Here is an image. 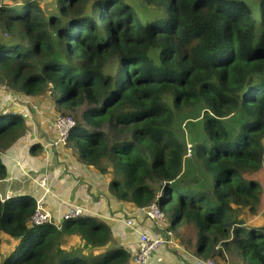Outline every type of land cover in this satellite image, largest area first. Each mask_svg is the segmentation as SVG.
<instances>
[{"label":"trees","instance_id":"16d2710c","mask_svg":"<svg viewBox=\"0 0 264 264\" xmlns=\"http://www.w3.org/2000/svg\"><path fill=\"white\" fill-rule=\"evenodd\" d=\"M144 1L158 11L147 21L128 0H0V85L72 115L73 155L110 174L118 199L156 204L174 239L193 227L197 260L264 264V0L258 12L254 0ZM26 128L0 114V153ZM35 208L0 198V264H131L105 221L34 225Z\"/></svg>","mask_w":264,"mask_h":264},{"label":"crops","instance_id":"0c3cea01","mask_svg":"<svg viewBox=\"0 0 264 264\" xmlns=\"http://www.w3.org/2000/svg\"><path fill=\"white\" fill-rule=\"evenodd\" d=\"M3 97L0 89V99ZM30 100L33 107L29 119L23 106L13 107L12 112L25 117L27 128L21 139L0 153L7 168V176L0 180V198L4 201L31 195L47 205L56 222L62 220L70 206H82L87 215L103 220L111 227L113 240L109 246H123L132 253L138 248L141 233L165 237V228H158L147 210L136 208L110 192V174L80 162L67 145L55 144L58 135L54 120L58 113L49 97H32ZM33 145L39 146L35 153L31 151ZM42 178H46L45 186L40 184ZM125 216L132 217V227L126 224ZM174 232L173 244L160 246L145 264H198L197 232L183 224L177 225ZM229 263L243 264L239 259Z\"/></svg>","mask_w":264,"mask_h":264},{"label":"built area","instance_id":"2783aa9c","mask_svg":"<svg viewBox=\"0 0 264 264\" xmlns=\"http://www.w3.org/2000/svg\"><path fill=\"white\" fill-rule=\"evenodd\" d=\"M77 125L76 120L72 115L57 114L54 120V126L57 129V139L55 144L67 145V140L72 132V129ZM193 154L192 145L187 146L186 156L191 157ZM40 184L45 186L46 178L40 180ZM87 215V210L79 205L70 206L63 214L62 220L80 218ZM147 215L154 220L155 225L158 228H165V237L158 236L152 237L146 233L140 234V240L138 243V248L132 253V261L134 264H145L150 256L156 251L160 246L165 244H173L174 233L172 230L167 228V221L165 213L156 205L152 204L147 209ZM126 224L129 227L133 226V221L131 216L124 217ZM53 221V215L48 207L42 200L36 201V208L31 217V223L34 225H41ZM198 264H223L220 260L214 258H206L197 260Z\"/></svg>","mask_w":264,"mask_h":264},{"label":"rangeland","instance_id":"374dc122","mask_svg":"<svg viewBox=\"0 0 264 264\" xmlns=\"http://www.w3.org/2000/svg\"><path fill=\"white\" fill-rule=\"evenodd\" d=\"M9 1H22V0H9ZM39 1L43 7L45 6L47 11L55 10V5L52 4L53 0H39ZM128 1L134 5L135 10L138 12L140 17H142V19L144 21H147V19H149V17L154 16L158 12L153 5L147 4L144 0H128ZM251 4L255 8V11L258 12V10H259L258 9V1L254 0V2ZM3 35L6 36L5 34H3ZM0 89L3 90V94H4V97L2 99H0V114H7V113L12 112L13 107L17 108L18 106L19 107L23 106L24 110H26L24 113H26L27 119H29V116L32 117L31 108L33 107V104H30V103H32V101L30 100L31 97L28 96V98H29L28 99V98H26L25 94H23L19 91H16L14 89L8 88L6 86H3V85H0ZM43 97L47 98V97H49V95L44 94V95H42V98ZM1 107H4V108L1 110ZM40 119H43L42 115H40ZM179 127H181V132L184 133L187 137H190V134L196 131L195 124L193 122H190V121H187V123H185V121H181L179 123ZM263 201H264V199H263ZM261 205H262V203L260 204V206ZM46 207H47V205H46ZM53 221H54V219H53ZM8 249H9L8 243L2 244L0 246V257H1V255L5 256ZM238 259L242 261V259L238 256L237 253H235L234 255L229 254V260H228L229 262L232 260H238Z\"/></svg>","mask_w":264,"mask_h":264},{"label":"clouds","instance_id":"9594fccd","mask_svg":"<svg viewBox=\"0 0 264 264\" xmlns=\"http://www.w3.org/2000/svg\"><path fill=\"white\" fill-rule=\"evenodd\" d=\"M191 145V144H190ZM186 156V155H185ZM187 157V156H186ZM187 158H189V157H187ZM145 210H147V209H145ZM55 223H60L61 221H59V222H56V221H54ZM167 228H168V224H167ZM165 231H166V229H165ZM221 261V260H220ZM222 262V261H221ZM223 263V262H222Z\"/></svg>","mask_w":264,"mask_h":264}]
</instances>
